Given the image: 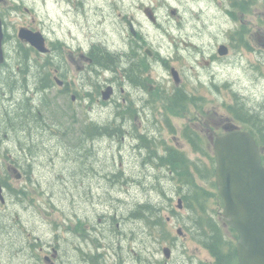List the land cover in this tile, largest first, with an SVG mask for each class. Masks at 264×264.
Wrapping results in <instances>:
<instances>
[{
	"label": "rangeland",
	"instance_id": "rangeland-1",
	"mask_svg": "<svg viewBox=\"0 0 264 264\" xmlns=\"http://www.w3.org/2000/svg\"><path fill=\"white\" fill-rule=\"evenodd\" d=\"M16 1L29 11L21 9L12 16L15 30L25 24L43 31L52 52L30 54L23 62L19 50L12 49L9 61L14 70L21 69L3 86L6 95L0 99V124L6 119L3 132L0 128V167L12 160H27L34 167L33 180L25 175L10 182L13 188L25 187L24 197L8 192L7 205L0 206V264H46L44 256L54 247L63 254L61 264H79L67 239L70 233L64 229L58 238L56 224L62 222L71 229L77 216L98 221L97 213L103 214V209L117 211L126 232L123 242V238L113 237L119 235L115 224L106 232L110 233L109 264H199L210 260L205 245L194 237L192 210L164 175L167 167L142 163L147 151L137 147L136 135L149 134L152 152L164 151L161 140H166L203 165L200 160L207 161L204 153H214L208 126H218V115H231L235 93L238 104L260 106L264 116V56L234 37L247 27L244 10L235 6V0ZM263 9L262 2L251 12ZM256 38L251 45L259 47ZM223 44L228 50L220 55ZM138 45L144 54L148 48L153 52L148 62L144 57L140 61L145 62L147 88L123 80L119 70L126 53L132 54ZM101 46L117 56L113 67L87 63L81 57L93 47L98 52ZM28 62L29 73H25L24 63ZM59 64L68 66L63 70L71 83L68 93L61 92L54 81L46 88L39 84L40 76ZM172 67L179 72L182 88L197 102L172 105L177 87ZM109 84L115 87V94L104 101L101 90ZM32 103L37 106L35 112ZM91 124L107 126L108 131L89 134ZM187 126L201 133L202 149H195L181 136ZM30 150L33 155H26ZM157 174H163L160 180ZM145 202L160 209L162 225L130 217ZM207 210L222 224L226 238L235 239L220 218L223 203L217 196L210 197ZM37 243L38 248H32ZM102 254L106 256V250ZM97 255L98 250L95 260Z\"/></svg>",
	"mask_w": 264,
	"mask_h": 264
},
{
	"label": "flooded vegetation",
	"instance_id": "flooded-vegetation-1",
	"mask_svg": "<svg viewBox=\"0 0 264 264\" xmlns=\"http://www.w3.org/2000/svg\"><path fill=\"white\" fill-rule=\"evenodd\" d=\"M12 1H14L15 3ZM235 1H234L235 6H237L238 8H242L244 10L242 16H245V19H246L245 24L247 27L244 29L245 32L243 33L239 32L240 34L237 32L234 35V37L235 38L239 37V41L241 44H243L245 47H249V48L254 49L255 51H258L261 55L264 56V9L259 12L257 10L251 12L252 7L258 8L262 2L264 3V0H241L240 2L239 1L235 2ZM234 4H233V7H234ZM21 9H26L27 11H29V9L25 6V4H21L20 2L16 0H0V20H1L2 32H3L1 45H2V50L4 53V60L0 61V81L2 80V83L0 82V93H1L0 99L2 98V95L3 96L6 95V92L3 91V86H7L6 83H8V80L18 75L21 69V67H18L17 70H14L9 64V61L13 59L12 49H15L16 51L19 50V56L24 57L23 62L28 60V57L30 54H34L35 56L36 55L38 56L40 54L49 55L52 52V48L49 47L50 51L48 53H42L31 42L27 41L26 39H22L20 35L21 29L26 27L28 29L38 30V29L33 28V26L22 24V25H18L17 29L15 30L14 21H13L12 16L18 15ZM231 14L233 15L234 12H231ZM12 28H14L13 31H12ZM254 36L257 37L256 41L259 43V47L251 45V39H253ZM46 43H47V39H46ZM57 49H58V55L61 56V52L59 51L61 47L59 46L57 47ZM226 49L228 50L227 46H226ZM92 51H93V48L90 52H88V55L86 54L81 55V57L85 60V62L90 63L94 59V53ZM29 65H30L29 62L28 64L24 63L25 73H29ZM27 67H28V71H27ZM42 67L43 66L39 67L40 71L43 70ZM67 67H68L67 65L59 64L53 69V71H50L48 75L47 73H45V75H41L39 78L40 86H43L44 88V85H48L50 87L52 82L54 81L57 84L58 89L61 92L68 93L71 83L70 81L67 80L66 74L63 72L64 68H67ZM179 87H182L181 83L177 85V88ZM177 88L172 94H177L178 92H180V90H177ZM11 91L13 93L11 92L10 97L12 96L14 99L15 90L12 89ZM73 96H76V95H73ZM185 101L191 102L188 99L187 100L185 99ZM193 102L194 101H192V103ZM31 107H32V110H34L36 106H34L32 103ZM199 116L201 117V115ZM218 117L219 118H218L217 127L208 126V131H210V134H213L211 135L212 139H213V136L217 133L224 134L230 131L231 129H233L232 127L234 124L240 127V129L246 130L240 123H237V121L233 119L232 117L224 118L223 116H219V115ZM5 120L6 119H3L2 122ZM2 122L0 124V128L3 132L5 123L4 122L2 123ZM197 131L199 132V130ZM184 133H185V129H182L181 136H183ZM148 135H149L148 133L136 135V138L140 142V144H138L137 147L142 146L144 147L146 151H150L152 149V146L148 143V142H151V139L148 137ZM199 135H201V133H199ZM4 136L5 138L9 137L8 134H4ZM174 136L177 137L176 134H174ZM201 139H203L202 135H201ZM0 141H3L2 136H0ZM163 148L166 149L167 146L163 145ZM141 161L144 165L151 163L149 160V154L147 153V157L142 158ZM263 162H264V159H263ZM15 166L16 164H12V162H6L0 167V183L4 186L5 190H6L5 184L10 183L12 180H19V178L17 177H16L17 179L15 178V174H19L17 170V168L19 167L16 166L17 167L16 168ZM19 169L21 170V168ZM162 175L163 174H157L156 175L157 179L160 180ZM167 177L171 179H174L173 177L177 178L173 174L172 170L169 171L166 178ZM179 197L183 199L181 194ZM8 199H9V196L7 195V193H5V199L0 200V206L7 205ZM140 206L141 204H138L135 207V209L132 210V212L130 213V217H132L133 219L142 220L140 216ZM99 213L100 212L97 213L98 215H100V218L98 221H96L95 219L91 220V218L89 217L82 218L80 216H77L71 222L72 224L71 229H66L62 222L57 225L58 232L56 236L58 238H61V232H65L64 229L68 233H70L71 238L70 239L67 238V239L71 241L74 246L73 248L76 254L78 255L77 260L79 264H82V263L109 264L108 257H107V252H108L107 243L110 242V233H106V232L111 230L114 224L117 226V228H119V235H113V237L116 239L123 238L121 242L125 240L124 235L126 232L123 230L124 228L121 227L122 222H119L118 212L117 211L112 212L109 209H103L102 210L103 214H99ZM194 237H197V234L196 235L194 234ZM201 243L204 244L203 242ZM203 247H205V249L208 251L210 260L208 259L201 260L199 264H218L217 256L214 255L208 247L206 246H203ZM97 250L99 252V255H97V259L95 260L93 255L96 253ZM104 250H106V256L102 254ZM102 256H105L104 260ZM46 260L50 264H53V261H52L53 259L49 260L46 257ZM56 260L57 262H55V264H61L63 261V254H61L59 250L56 253Z\"/></svg>",
	"mask_w": 264,
	"mask_h": 264
},
{
	"label": "trees",
	"instance_id": "trees-1",
	"mask_svg": "<svg viewBox=\"0 0 264 264\" xmlns=\"http://www.w3.org/2000/svg\"><path fill=\"white\" fill-rule=\"evenodd\" d=\"M140 49L141 48H135L132 54L131 52L126 53L125 62H122L119 67H124L125 77L130 82L144 85L145 78H143V76L141 77V75L144 74L143 65L148 61L146 56L140 52ZM93 53L95 63L105 65L104 67L106 68L113 67V63L117 57L113 52L100 47L98 52L95 53L93 50ZM142 58L145 62L140 63ZM185 99L189 100L190 98L181 91V93L175 95V100L171 103L179 107L185 102ZM191 99L194 100V98ZM236 102L237 106H233L232 108L233 115H235L246 128H249L250 132L258 140L261 148L264 149V117L261 114L260 106H256L254 109L245 106L243 103L238 104V100H236ZM91 125V129L88 126L86 127L90 129L89 134H93L94 136L108 131L107 126ZM84 131H86V128ZM184 135L195 149H202L203 143L201 142V135H199V132L195 128L187 126ZM204 155L207 156L209 160L211 159V162L202 163L203 165H201L191 160L187 154L177 147L167 146L162 153L156 150L153 152L150 151L149 159L154 158L158 164L167 166L169 171L172 170L173 174L177 177L173 178L178 183L179 196L180 194L182 195L186 206L191 209L193 213L197 210L202 212V214L198 212L200 216H195V231L199 232L201 241L205 246L217 256L218 264H239L235 240L226 238L221 223L217 221L213 215L207 214V203L210 197L218 196V198H220V196L216 192L214 157H210L208 151H206ZM198 178L210 185L212 189H215V192L209 191L206 187L200 185L197 182ZM10 191L14 192V195L21 197H24L26 193L25 187L13 188L10 186ZM154 213L155 209L154 206L151 205V202L141 204L140 216L142 217V221H145L146 224L162 225L164 219L161 213ZM193 213L192 215L194 216ZM232 230L235 232V238H238L236 231L234 229Z\"/></svg>",
	"mask_w": 264,
	"mask_h": 264
},
{
	"label": "water",
	"instance_id": "water-1",
	"mask_svg": "<svg viewBox=\"0 0 264 264\" xmlns=\"http://www.w3.org/2000/svg\"><path fill=\"white\" fill-rule=\"evenodd\" d=\"M20 35L39 50L48 51L41 32L22 28ZM2 36L0 20V61H3ZM226 52L224 46L220 48L221 54ZM172 74L178 81L175 68H172ZM113 92L114 87L109 85L103 90V98L109 99ZM232 128L214 137L216 183L224 202L222 217L239 234L237 253L240 264H264V165L260 147L250 132L240 130L236 125Z\"/></svg>",
	"mask_w": 264,
	"mask_h": 264
}]
</instances>
